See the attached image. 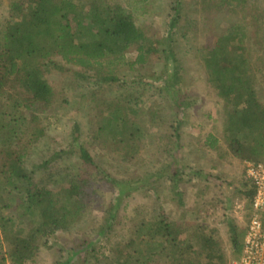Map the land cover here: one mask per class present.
<instances>
[{
  "label": "trees",
  "instance_id": "1",
  "mask_svg": "<svg viewBox=\"0 0 264 264\" xmlns=\"http://www.w3.org/2000/svg\"><path fill=\"white\" fill-rule=\"evenodd\" d=\"M19 1L10 4L9 15L0 26V264L35 263L42 248L48 247L57 233L71 231L81 221L86 203L105 184L117 193L96 237L107 233L120 201L134 189L130 181L116 179L106 171L102 160L95 159L81 142L76 124L71 133L74 145L67 151L55 152L52 158L75 155L80 164L65 169L55 167L44 180H35L37 167L45 169L49 162L33 164L30 169L28 159L38 142L47 137L48 114L61 97L49 76L71 73L87 82V92L77 98L91 115L88 144H96L109 164L116 159L134 161L143 152L141 143L149 127L139 118L141 112L130 105L128 93L119 92L114 98L105 94L118 87L121 77L117 67L128 65L131 50L136 57L129 66L145 63L150 54L158 51L136 25L132 12L121 4L107 0ZM175 1L167 21V46L160 52L165 63L157 75L151 76L174 101L182 72L170 45L180 17V3ZM239 1L222 0L221 4L236 8ZM254 35L256 50L263 52L261 30L256 28ZM212 39L201 48L200 58L209 88L222 108L221 137L227 147H220V140L212 134L204 137V145L246 164L263 163L264 102L255 86L262 58L259 62L257 51L254 60L248 54L251 37L242 25L233 23L214 33ZM176 102L179 105L180 100ZM188 105L185 102L179 111L182 113L183 106ZM150 113V122L156 123L160 119L158 112ZM181 113L177 112V116ZM175 138L179 141L178 135ZM177 144L174 152L166 153L175 155ZM168 166H159L155 173L138 178V188L144 190L154 180L164 178L180 196L182 168L171 163ZM242 188L246 189L241 192L244 199L250 203L253 188L246 177ZM249 213L250 216L252 212ZM136 228L137 234L106 254L96 256L90 249L89 257L81 258L82 264L90 263V258L91 264H229L239 258L244 237V230L240 231L237 224L227 223L232 253L229 257L218 231L205 223L182 227L170 222L158 209L153 219L141 221ZM84 245L87 251L92 242L85 241ZM81 253V248L71 250L54 264H72Z\"/></svg>",
  "mask_w": 264,
  "mask_h": 264
},
{
  "label": "rangeland",
  "instance_id": "2",
  "mask_svg": "<svg viewBox=\"0 0 264 264\" xmlns=\"http://www.w3.org/2000/svg\"><path fill=\"white\" fill-rule=\"evenodd\" d=\"M17 1L21 3L19 0H0V26L9 15L10 4ZM107 1L130 10L151 47L158 49L146 58L145 63L129 66V62L136 57V52L131 50L127 54L128 65L125 63L117 67L121 77L118 87L105 94L111 98L119 92L130 95V105L141 112L139 118L149 127L145 142L141 143L143 152L134 161L116 159L109 164L106 157H101L96 144L93 147L87 142L91 115L88 107H83L77 98L87 92V82L74 78L71 73H52L49 82L60 90L61 97L48 114L47 137L38 142L28 159L27 168L49 162L45 169L37 167L34 174L37 181L44 180L45 174L55 167H77L80 161L75 155L57 160L52 158L55 152L67 151L74 145L71 133L72 126L76 124L81 142L95 159L102 160L106 171L116 179L130 181L135 190L125 194L120 201L114 223L107 233L96 237L117 193L107 184L102 185L97 195L86 203V212L81 221L71 231L57 233L47 244L48 247L42 248L33 264H54L58 259L65 258L69 251L80 248L82 253L80 257H75L72 264H82L81 258L89 257L90 249L94 250L96 256L106 254L137 234L138 224L153 219V213L158 209L170 222L182 227L205 223L215 228L222 240L223 250L230 257L227 223L233 221L243 232L251 212L250 203L241 193L246 190L242 186L245 184L247 164L204 145V137L212 134L220 140V147H227L221 137L222 108L207 83L200 50L212 42L214 33L222 32L233 23L244 26L251 37L248 54L254 60L257 51L258 61L262 58V64L257 65L261 73L256 76L255 86L264 102V51L256 50L253 42L254 31L258 28L264 43V0H240L236 8H224L222 0H179L180 17L170 41L182 70L179 86L175 90L179 105L177 99L174 101L167 96V92L161 91L159 82L151 79L165 63L164 55L160 52L167 46V21L171 7H176V1ZM185 102L189 105L187 108L183 106L185 109L181 113L179 109ZM154 110L160 119L151 123L150 112ZM177 112L181 114L177 116ZM178 120L180 123L177 125ZM177 135L179 141L175 138ZM175 143H178L176 154H167L168 150L175 151ZM170 163L182 168V177L178 181L180 196L173 191V184L164 178L154 180L153 185L144 190L138 188V178L146 173H155L159 166L167 169ZM85 241L92 242L87 251L83 248ZM90 259V263L86 264L93 263V259Z\"/></svg>",
  "mask_w": 264,
  "mask_h": 264
},
{
  "label": "built area",
  "instance_id": "3",
  "mask_svg": "<svg viewBox=\"0 0 264 264\" xmlns=\"http://www.w3.org/2000/svg\"><path fill=\"white\" fill-rule=\"evenodd\" d=\"M246 179L253 188L251 215L246 223L240 256L229 264H264V162L246 165Z\"/></svg>",
  "mask_w": 264,
  "mask_h": 264
}]
</instances>
